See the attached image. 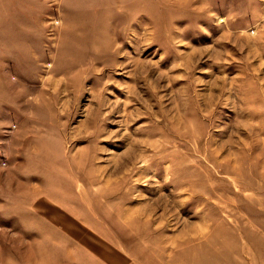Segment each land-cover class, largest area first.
I'll return each mask as SVG.
<instances>
[{
	"label": "rangeland",
	"instance_id": "374dc122",
	"mask_svg": "<svg viewBox=\"0 0 264 264\" xmlns=\"http://www.w3.org/2000/svg\"><path fill=\"white\" fill-rule=\"evenodd\" d=\"M110 252L264 264V0H0V264Z\"/></svg>",
	"mask_w": 264,
	"mask_h": 264
},
{
	"label": "crops",
	"instance_id": "0c3cea01",
	"mask_svg": "<svg viewBox=\"0 0 264 264\" xmlns=\"http://www.w3.org/2000/svg\"><path fill=\"white\" fill-rule=\"evenodd\" d=\"M40 203V202H39ZM57 204V203H56ZM68 212H70V211H68ZM36 229H38V232L39 233H45V231L46 230H49V231H54V232H57L58 231V233H61L60 232V230H61V228L57 225V224H54V227H53V225H52V223L50 222V223H47V222H45V221H43L42 222V224L40 223V225L38 224L37 225V227H36ZM23 241H25L23 238H21ZM47 238H45V237H39L38 238V240H46ZM21 240V241H22ZM37 240V241H38ZM18 245V244H17ZM12 248V247H11ZM122 249V248H121ZM13 251H17L16 249H12ZM29 250V249H28ZM151 253H153V252H151ZM10 256V255H9ZM11 256H12V253H11ZM102 256L104 257V259H103V261H104V263L105 264H115L114 262H113V258H117V259H115L117 262H119V263H121V259L120 258H122V259H124V256H119V257H117L116 256V254H112V252H110V253H106V254H103L102 253ZM135 257H136V255H134V258H132L131 260H132V263L133 264H152V261H151V258H149V261H147L146 259H143L142 257H137V259H135ZM13 258L14 257H11L10 259L11 260H13ZM143 260V261H142ZM138 262H140V263H138ZM118 263V264H119ZM122 264H124V263H122Z\"/></svg>",
	"mask_w": 264,
	"mask_h": 264
}]
</instances>
